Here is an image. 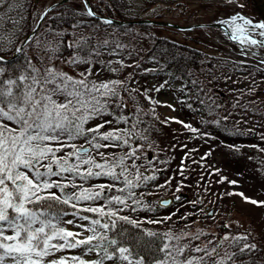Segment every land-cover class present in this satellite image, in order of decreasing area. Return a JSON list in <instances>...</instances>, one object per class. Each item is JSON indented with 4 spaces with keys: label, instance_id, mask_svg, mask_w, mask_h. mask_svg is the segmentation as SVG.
<instances>
[{
    "label": "rangeland",
    "instance_id": "rangeland-1",
    "mask_svg": "<svg viewBox=\"0 0 264 264\" xmlns=\"http://www.w3.org/2000/svg\"><path fill=\"white\" fill-rule=\"evenodd\" d=\"M182 1L185 2V7L179 4ZM126 4L124 12L129 17H155L160 14L159 18L162 20L176 23H212L227 20L236 14L244 18L248 16L243 0H233V2L229 0H126ZM4 6L6 8L2 11ZM14 7L16 3L0 0V27L6 34L11 31V25L6 24V19L14 14ZM90 33L95 36L99 44L104 40L109 41L108 46L97 47L99 55L91 58L72 56L66 60L56 59L54 48L58 32L49 29L43 19L34 39L26 45V49L41 74L46 68L54 67L57 71L67 73L75 79H82V74L91 70V75L88 77L91 81L120 80L124 82L128 106L136 118L145 122L137 126V131L140 137L146 139L141 138L142 142L134 145L101 147L98 152L104 153V158L111 159L129 151L130 147L139 146L136 164L143 175L155 178L133 189L136 193L135 199L139 200L140 204L135 205L129 200V207L124 208L120 215L140 221L139 225L150 231L159 230L166 233L171 230L175 235L187 234L188 238L180 243L181 245L189 244V248L181 259L204 256L203 252L192 251L196 247L207 246L208 250L215 247L216 254L205 257L207 264H215V261L221 259L225 261L231 242L230 239L221 242L222 238L225 235L231 237L239 234V229L251 228L264 242V204L249 202L250 200L264 201V173L256 163L259 152L264 153V117L256 114L255 110L258 107H264V64L261 63L264 59V47L241 45L239 41L236 45H232L227 42L224 32L214 26L199 27L191 31L190 34L194 40L186 39L184 34L178 31L165 32L169 37L202 48L208 53L226 55L252 63L263 70L261 73L239 72L223 66H216L211 71L202 69V77L213 88L225 94L222 117H227L226 121L229 124L245 134L243 137H236L225 135L209 125L197 122L181 101L182 84L179 80H168L165 75L159 76L154 71H146L155 70L158 63L154 59L140 60L144 47L150 40L136 25L133 29L122 33L111 25L104 28L78 26L71 32L74 40ZM252 36L257 40H264V37ZM117 44L124 47L117 48ZM253 52L256 55H253ZM74 59H81L87 63H73ZM108 61L112 63L109 64ZM117 61H122L123 65ZM113 68L116 69L115 72L111 70ZM165 81H167L166 84ZM162 84L164 87L157 92L155 89ZM148 108L160 122L159 125L149 123V118L145 116ZM119 116H125V114H117L108 107L103 115L89 120L84 127L94 128L97 124L111 121L110 125H105L100 131L108 132L114 128H126L125 123H117ZM176 121L190 124L192 128L198 129V132H193ZM5 123H8L9 127H15L11 122L5 121ZM91 138L92 134L89 133L87 140ZM87 140L84 137H78L68 143L90 147ZM97 140L102 145L112 143L99 140L98 137ZM69 151L73 149L65 148L57 155L63 156ZM98 152L90 147L89 154L103 163ZM125 163L129 165L134 177L135 169L131 168V160ZM84 167L86 166H81L82 170ZM221 177L225 179L222 180ZM73 179L78 187L69 189L70 192L79 191L81 185L93 190H98L95 186L101 184L114 183L116 186L106 190L99 200L78 202L75 208L77 210L100 207L104 205L106 198L113 195H126L116 191L117 188H123L124 184L120 181H112L107 176H94L87 181L79 177ZM230 181H236V183H229ZM165 196H172V202L166 206L159 205V199ZM132 208L136 210L132 211ZM74 212L79 211H68L64 219L73 220L75 223L65 226L70 231L89 235L90 233L84 228L78 227V225H88L89 221L79 217L95 218L81 212L79 216H76L73 215ZM165 217H171V219L159 224L147 222L162 220ZM219 220L235 232L233 234L227 232L224 236H219L215 229ZM192 236H199V239L191 240L189 243V238ZM82 238L83 236L78 237V239ZM80 250V248L65 249L54 256L46 257L45 262L58 260L62 255L68 257V260L77 256L84 260L96 258L94 252L83 255V253L80 254ZM69 264H78V261H70Z\"/></svg>",
    "mask_w": 264,
    "mask_h": 264
},
{
    "label": "snow or ice",
    "instance_id": "snow-or-ice-1",
    "mask_svg": "<svg viewBox=\"0 0 264 264\" xmlns=\"http://www.w3.org/2000/svg\"><path fill=\"white\" fill-rule=\"evenodd\" d=\"M87 14L94 15L90 9ZM219 23L227 25L232 30L230 38L238 40L241 45L264 47V40H257L251 35L256 33L264 37V22L254 23L251 19L236 14ZM0 43H4L2 36ZM11 43L12 41H7V44ZM108 44L109 41L104 40L97 47H106ZM116 47L122 48L124 45L117 44ZM7 51L10 49L0 48V264H67L69 258L63 255L58 260L48 262H45V258L69 248H80L83 255L93 252L96 254L94 260L72 257L78 264H207L205 257L214 256L215 247L211 250H208L207 246L196 247L192 251L203 252L204 256L181 259L189 248V244L180 243L188 238L187 234L175 235L171 230L163 234L144 230L138 235L123 227L124 224L139 227L140 221L120 215V212L129 207V200L139 205L140 201L135 199L136 193L133 189L155 177L143 175L137 166L139 146L130 147L129 151L111 159L104 158V153H99L98 150L101 147L130 145V141L139 135L136 122H133L130 128H114L108 132L100 130L105 125H110L111 121L97 124L94 128H85L84 125L94 117L104 114L110 100L119 95L117 89L124 88V82L91 81L88 79L91 70L82 74V79H75L54 67L46 68L41 74L32 66L31 61H27L26 72L16 75L14 71L8 79H3L8 75V66L5 65ZM21 51L22 48L16 49V52ZM95 54L99 55V51ZM252 54L256 55L255 52ZM72 62L87 63L81 59H74ZM108 63L111 64L112 61ZM117 63L123 65L122 61ZM261 63L264 64V59ZM111 70L116 71L115 68ZM163 87L164 84L155 90L158 92ZM60 97L63 99H59ZM122 104L121 99L117 106ZM223 119L226 120L227 117ZM5 121L11 122L15 127H9ZM120 122L128 124L129 120L125 116H119L117 123ZM176 122L193 132H198V129L192 128L190 124ZM89 133L92 134L91 140H87ZM78 137L87 140L91 149L101 156L103 163L90 155L89 148L84 145L68 143ZM97 137L112 143L102 145ZM65 148H71L73 151L58 156L57 153ZM127 160H131V168L135 169L134 177L129 165L125 163ZM81 166L86 167L82 170ZM94 176H107L112 181L122 182L124 187L117 188L116 191L126 195H113L106 198L104 205L100 207L83 209L95 213L97 217H79L89 221L86 226L78 225L90 233L85 236L81 232L67 229L65 225H73L75 222L64 219L68 215L64 206L76 208L80 201L99 200L106 190L116 187L114 183L101 184L95 186L98 190H93L81 185L79 191H69L78 187L74 177L87 181ZM229 183L235 184L236 181ZM245 199L248 200L247 197ZM249 202L264 204V201ZM131 210L135 211L136 208ZM73 215L79 216V212H74ZM167 219L171 217L147 222L159 224ZM81 236L83 238L78 239ZM196 239H199V236L190 237L189 243ZM229 239L237 246L239 239L247 237L230 238L225 235L221 242ZM255 247V244L245 243L239 251L243 253ZM235 255L229 254L226 259L234 264ZM215 264H224V260H217Z\"/></svg>",
    "mask_w": 264,
    "mask_h": 264
},
{
    "label": "trees",
    "instance_id": "trees-1",
    "mask_svg": "<svg viewBox=\"0 0 264 264\" xmlns=\"http://www.w3.org/2000/svg\"><path fill=\"white\" fill-rule=\"evenodd\" d=\"M10 1L16 3V7L13 8L14 14L6 19V24L11 25L12 29L6 34L0 27V36L4 37V43H0V48L10 49V51L5 53L6 57H9L5 61V65L8 66V75L4 76L3 79H8L14 71L16 75L26 72L28 69L27 61H31L32 66L36 68L25 46L22 48V51L18 52L14 57L11 56L19 41L31 30L33 24L44 9L47 0ZM53 1L55 0H50V3ZM88 2L92 10L100 15L119 19H129L124 13V7L127 5L126 0H88ZM179 3L184 7L186 5L183 1ZM82 5L83 0H67L55 5L46 17L45 23L48 25L49 29L58 32L57 43L54 48L56 59L66 60L72 56L91 58L96 55L95 53L99 42L95 36L90 33L78 40H74L71 32L75 27L86 26L90 28H104L112 25L120 33L126 32L132 28L131 23L122 25L112 22L106 23L107 20L105 19L95 15L90 16ZM243 6L248 14V16L245 17L246 19H251L254 23L264 22V0H243ZM5 8L4 6L2 11ZM138 25L139 30L146 34L150 40L144 47L140 60L143 58L154 59L159 65L154 72L158 75H167L169 79H179L181 81L183 86V91L180 94L181 101L186 109L194 116L195 120L201 124L209 125L228 136H245L242 131L223 119L222 110L226 98L225 94L213 88L211 84L202 77V69L205 70L206 68V70L209 69L211 71L216 66H223L239 72L257 71L261 73L263 70H260V68L256 67L254 64L242 62L226 55L208 53L202 48L164 35L163 31L174 30L172 28L151 23H140ZM193 30H182L181 32L186 39L194 40V37L190 34ZM33 39L34 38L31 40ZM226 39L230 44L236 45L235 41H230L228 38ZM9 40L12 41L10 45L7 44ZM117 91L119 95L110 100L108 107L117 114H125L129 120L128 124H126V128H130L132 123L136 122L137 131V126L143 125L145 122L136 118L134 112L129 108L125 99L124 88H120ZM121 99L123 100V104L118 107L117 105L120 104ZM201 101L203 103H201ZM189 105L191 106L189 107ZM255 110L256 114L260 117H264V107H258ZM145 116L149 118L150 124H160L152 112H150L149 108L146 110ZM141 142L142 139L138 135L135 139L130 141V145L139 144ZM259 153L256 163L262 168L264 173V153ZM147 155L150 157V153ZM64 210L69 211L74 210V208L70 205H65ZM82 212L89 216L96 217L95 213L87 211ZM123 227L129 232L138 235L144 230H147L140 225L138 228H134L131 224H124ZM215 229L218 231L217 234L219 236H224L227 232L230 234L235 232V230L226 226L222 220L218 221L215 225ZM152 232L163 234V232L159 230H152ZM238 232L240 233L232 235L231 237H247V239H239L237 246L233 245L231 239L229 240L231 245L227 255L232 253L236 254L234 256V264H264V242L260 235L253 232V230L248 227L244 228V230L239 229ZM157 243L159 244L160 241H157ZM245 243L255 244L256 247L251 251L245 250L241 253L239 249L242 248ZM69 263L70 260L67 264ZM224 264H231V262L225 258Z\"/></svg>",
    "mask_w": 264,
    "mask_h": 264
},
{
    "label": "water",
    "instance_id": "water-1",
    "mask_svg": "<svg viewBox=\"0 0 264 264\" xmlns=\"http://www.w3.org/2000/svg\"><path fill=\"white\" fill-rule=\"evenodd\" d=\"M62 1H64V0H59L58 2H62ZM58 2H56V3H58ZM56 3H54V4H56ZM54 4L50 5L49 7H47V8L42 12V14L40 15L38 21H37L36 24L34 25L32 31H31V32H30V33H29V34H28V35L22 40V42L20 43L19 47H21L22 45H24V44L27 42V40L30 38V36H32V35L35 33V31H36L38 25L40 24V21L42 20L41 17H44V15L46 14V12H47V11H48V10L54 5ZM111 20H112V21H115V22H118V23H122V21H120V20H115V19H111ZM137 21H151V20L143 19V20H137ZM153 22L160 23V24L171 25V26H173V27H177V28H190V27H192V25L183 26V25H177V24L169 23V22H165V21H153ZM213 25H216V26H218V27L223 28V29L226 31V33H227L228 35L231 34L230 31H229V29H228V27H227V25H224V24H221V23H213ZM19 47H18V48H19ZM84 147H85V148H89V150H90V147H89L88 145H85ZM171 200H172L171 197H165V198L160 199L159 203H160V204H163V205H167L168 203L171 202ZM209 213H210V212H209Z\"/></svg>",
    "mask_w": 264,
    "mask_h": 264
}]
</instances>
